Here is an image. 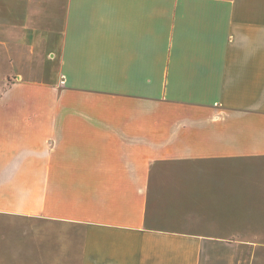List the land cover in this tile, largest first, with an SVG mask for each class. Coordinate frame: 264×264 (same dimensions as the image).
Segmentation results:
<instances>
[{
    "label": "crops",
    "instance_id": "crops-1",
    "mask_svg": "<svg viewBox=\"0 0 264 264\" xmlns=\"http://www.w3.org/2000/svg\"><path fill=\"white\" fill-rule=\"evenodd\" d=\"M0 85V216L47 222L13 264H238L264 236L231 182L264 170V0H0Z\"/></svg>",
    "mask_w": 264,
    "mask_h": 264
},
{
    "label": "rangeland",
    "instance_id": "rangeland-1",
    "mask_svg": "<svg viewBox=\"0 0 264 264\" xmlns=\"http://www.w3.org/2000/svg\"><path fill=\"white\" fill-rule=\"evenodd\" d=\"M36 71V69H35ZM32 79L39 78L36 74L30 76ZM22 79V78H21ZM11 80L8 77L7 81L3 83L6 85ZM0 85V89L4 86ZM259 168V169H258ZM254 169H246L244 172L234 174L232 184L240 182L245 189V198L249 202V196L252 195L254 190H262L264 194V170L260 167ZM261 169V170H260ZM238 176V177H237ZM264 196V195H263ZM264 200V199H263ZM254 206V205H252ZM246 208L251 205H246ZM264 212V208L262 206ZM261 210V212H262ZM261 228L264 230V219L261 222ZM248 225V224H247ZM47 222L45 218H16L9 216H0V264H13L15 261L12 250L18 244L22 246L31 244H44V238L38 236L37 233L31 231H38L46 234ZM2 235V237H1ZM230 240L238 242L237 247L233 251L236 253L235 259L238 264H264V236L260 237H231ZM243 241V243H242ZM256 247L258 249H256Z\"/></svg>",
    "mask_w": 264,
    "mask_h": 264
}]
</instances>
